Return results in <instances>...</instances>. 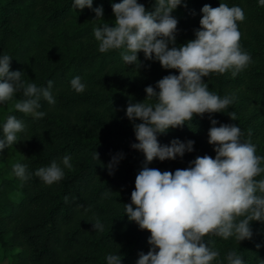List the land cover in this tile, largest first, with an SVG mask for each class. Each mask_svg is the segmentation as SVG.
I'll list each match as a JSON object with an SVG mask.
<instances>
[{
	"label": "trees",
	"instance_id": "obj_1",
	"mask_svg": "<svg viewBox=\"0 0 264 264\" xmlns=\"http://www.w3.org/2000/svg\"><path fill=\"white\" fill-rule=\"evenodd\" d=\"M119 2L93 0V8L102 5L104 9L105 21H98L91 9H75L74 0H0V57L9 55L10 70L22 71V79L28 83L46 88L47 82L53 81L50 91L55 99L50 105L41 98L38 111L46 114L41 119L13 108L15 100L24 98L22 92L16 93L13 101L0 103V138L7 116L15 115L25 125V131L17 134L24 147L19 148L18 142L11 146L20 155L7 161L10 147L0 153V161H7L0 170V261L107 264L106 256L115 254L121 255V264H136L139 253L150 249V232L125 215L124 204L131 203L135 177L145 162L144 154L131 147L138 141L126 108L130 101L145 100L147 86L155 87L163 77L179 73L163 69L158 61L145 60L142 52L138 53L143 65L139 69L126 65L119 50L99 52L93 29L103 23L112 26L109 13L112 4ZM138 3L154 11L155 0ZM186 3L187 7L180 6L179 14H172L178 20L176 46L195 39L205 4L239 6L245 14V20L238 22L240 45L252 62L236 77L229 71L203 78L209 91L221 98L234 95V103L224 112L194 116L183 127L158 134L161 145L173 139L193 140L194 151L176 160L156 159L148 167L174 173L190 167L197 156L215 158L214 146L208 143L212 119L218 122L217 127L238 126L242 141L249 139L251 132L256 154L264 157V6L258 0ZM77 76L86 85L83 93L71 88L70 81ZM232 112L236 113L235 121L229 116ZM119 154L123 158L110 175L106 166ZM65 155L71 157V170L63 167ZM53 161L65 175L49 186L35 172ZM16 163L27 165L29 180L21 181L14 175L12 166ZM97 218L104 225L103 232L93 228ZM251 227L253 238L240 243L234 238L206 239L215 242L221 260L228 251L236 250L245 264H260L264 261V222L253 221Z\"/></svg>",
	"mask_w": 264,
	"mask_h": 264
},
{
	"label": "clouds",
	"instance_id": "obj_2",
	"mask_svg": "<svg viewBox=\"0 0 264 264\" xmlns=\"http://www.w3.org/2000/svg\"><path fill=\"white\" fill-rule=\"evenodd\" d=\"M258 3L264 6V0ZM182 4L187 7L186 0H155L154 11H148L138 0H121L112 4L115 17L112 26L103 23L93 29L100 53L119 50L126 65L139 69L143 65L138 53L142 52L145 60L158 61L163 69L179 73L163 77L155 87L147 86L145 100L130 101L126 108V117L133 122L138 141L131 147L144 154L145 162L135 177L131 203L124 204L125 215L151 234L147 241L150 249L146 254L139 253L136 264H225V261L245 264L236 250L228 251L223 260L219 259L215 242L206 237L234 238L240 243L253 238L251 222H264V157L256 154L251 132L249 139L242 141L238 126L217 127L218 122L212 119L208 143L214 146L215 158L197 156L190 167L174 173L148 167L156 159L176 160L194 151L193 140L173 139L170 144L161 145L158 134L181 128L194 116L224 112L234 103V95L221 98L209 91L203 78L229 71L236 77L252 62L240 45L238 22L245 20V14L239 6L205 4L195 39L176 46L178 20L172 13ZM73 7L91 9L94 20L105 21L102 5L93 8V0H74ZM11 60L6 54L0 57V103L13 101L15 94L22 92L24 98L15 100L13 108L34 119L43 118L46 114L38 111L41 98L50 105L55 104L50 91L53 81L49 80L46 88L26 82L22 71L10 70ZM70 84L77 93L85 91L86 85L79 76ZM229 116L236 120L235 112ZM137 120L141 122L135 123ZM24 131L21 120L15 115L7 116L0 153L15 145L19 141L17 134ZM122 158V154L114 156L106 166L110 175ZM62 164L69 170L73 167L68 155L63 157ZM12 168L21 181L30 179L27 165L16 163ZM64 175L55 161L35 172L49 186L61 181ZM92 225L94 230L104 231L98 218ZM121 259V255L106 256L107 264H121Z\"/></svg>",
	"mask_w": 264,
	"mask_h": 264
},
{
	"label": "rangeland",
	"instance_id": "obj_3",
	"mask_svg": "<svg viewBox=\"0 0 264 264\" xmlns=\"http://www.w3.org/2000/svg\"><path fill=\"white\" fill-rule=\"evenodd\" d=\"M179 13H180V6L176 10H174L172 14L175 16V15H177ZM109 19L114 21L115 17H114L113 11L109 13ZM24 145H25L24 141H22V140L18 141V147L19 148L24 147ZM19 155L20 154H19L18 151H16L14 148L10 147L9 151H8V157L9 158H8L7 161H10L11 158H14V157L19 156ZM7 161H4V160L0 161V170L4 169L5 164L7 163ZM11 195H12L13 198L17 197V194H15V193H12ZM0 264H12V261H9V259L7 258V259H4V260L0 261Z\"/></svg>",
	"mask_w": 264,
	"mask_h": 264
}]
</instances>
